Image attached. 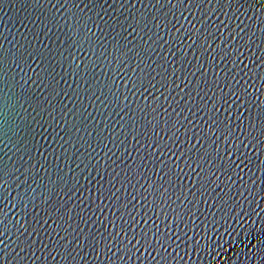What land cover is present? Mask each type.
<instances>
[{"label": "water", "instance_id": "water-1", "mask_svg": "<svg viewBox=\"0 0 264 264\" xmlns=\"http://www.w3.org/2000/svg\"><path fill=\"white\" fill-rule=\"evenodd\" d=\"M0 264H264V0H0Z\"/></svg>", "mask_w": 264, "mask_h": 264}]
</instances>
